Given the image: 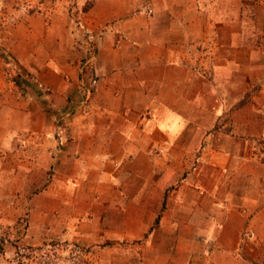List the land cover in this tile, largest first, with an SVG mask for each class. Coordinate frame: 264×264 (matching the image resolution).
I'll return each mask as SVG.
<instances>
[{"label":"crops","instance_id":"1","mask_svg":"<svg viewBox=\"0 0 264 264\" xmlns=\"http://www.w3.org/2000/svg\"><path fill=\"white\" fill-rule=\"evenodd\" d=\"M243 5L96 0V56L29 58L43 88L0 99V192L59 198L83 238L143 241L147 264L263 261L264 21Z\"/></svg>","mask_w":264,"mask_h":264},{"label":"rangeland","instance_id":"2","mask_svg":"<svg viewBox=\"0 0 264 264\" xmlns=\"http://www.w3.org/2000/svg\"><path fill=\"white\" fill-rule=\"evenodd\" d=\"M95 1L0 0V99L10 100L13 95L29 98L35 82L40 86L33 73V66L40 63L29 58H48L54 49L69 43L72 50H79L82 64L96 56V26H90L88 19ZM243 6L250 25L264 21V0H244ZM263 139L254 142L253 149L262 165ZM19 193L0 192V264L149 263L143 241L87 240L78 233L81 218L73 216L70 221L62 213L66 208L59 198L40 195L31 206L30 194L20 198ZM258 263L264 264V259Z\"/></svg>","mask_w":264,"mask_h":264},{"label":"built area","instance_id":"3","mask_svg":"<svg viewBox=\"0 0 264 264\" xmlns=\"http://www.w3.org/2000/svg\"><path fill=\"white\" fill-rule=\"evenodd\" d=\"M96 83H97L96 78L95 77L94 78H91V84L88 87V92H90L92 90V88L96 86Z\"/></svg>","mask_w":264,"mask_h":264},{"label":"trees","instance_id":"4","mask_svg":"<svg viewBox=\"0 0 264 264\" xmlns=\"http://www.w3.org/2000/svg\"><path fill=\"white\" fill-rule=\"evenodd\" d=\"M21 264H24V263H21Z\"/></svg>","mask_w":264,"mask_h":264}]
</instances>
